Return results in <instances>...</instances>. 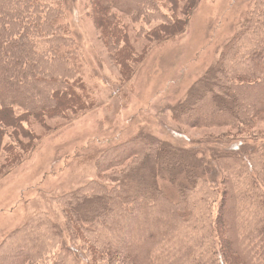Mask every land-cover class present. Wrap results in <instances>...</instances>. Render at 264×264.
I'll use <instances>...</instances> for the list:
<instances>
[{
  "label": "trees",
  "instance_id": "trees-1",
  "mask_svg": "<svg viewBox=\"0 0 264 264\" xmlns=\"http://www.w3.org/2000/svg\"><path fill=\"white\" fill-rule=\"evenodd\" d=\"M59 1L0 0V61L12 64L13 72V80L0 79V153L6 154V173L33 150L36 141L29 126L68 122L94 108L82 77L64 79V88L62 75L48 77L46 66L62 62L55 47L49 50L50 59L38 51L68 40L67 29L57 21L62 17ZM201 1L91 0L90 8L101 40L126 81L147 55L136 53L132 25L143 27L138 37L147 42H165L185 33ZM228 57L234 68L223 63V71L220 68L182 109L189 125L230 126L244 133L264 115V0L249 13L225 61ZM152 155L157 159L151 180L146 176L140 186L128 188L130 182L123 176L107 188L99 179L92 183L91 199L69 200L65 214L74 239L62 249V264H82L79 259L84 256L87 264H264V170L254 179L250 160L217 156L224 173L220 190L214 187L215 179L199 173L201 161L195 156L176 153L156 140L138 151L126 150L109 165ZM82 201L88 207L79 208ZM144 209L160 210L158 217L169 213V218L146 217L144 239L140 243L137 238L138 245L107 240L112 213L129 212L132 220L140 221ZM129 237L124 242L132 240ZM33 245L39 247H33L32 255L25 252L24 264L39 263L46 254L39 243Z\"/></svg>",
  "mask_w": 264,
  "mask_h": 264
},
{
  "label": "rangeland",
  "instance_id": "rangeland-1",
  "mask_svg": "<svg viewBox=\"0 0 264 264\" xmlns=\"http://www.w3.org/2000/svg\"><path fill=\"white\" fill-rule=\"evenodd\" d=\"M259 1L202 0L185 33L162 43L138 37L143 27L132 25L136 29L131 33L132 45L136 53L147 55L126 81L101 40L92 19L91 0L58 2L62 11L58 25L67 29L68 40L38 51L49 55L55 47L62 62L46 66L48 77L62 75V88L64 79L82 77L94 108L68 122L48 120L47 127L29 126L36 141L33 150L7 173L6 154L0 153V264L23 263L25 252L32 255L33 247H39H31L34 243L41 250L46 248V254L42 261L31 264H62V249L74 239L65 214L69 200L91 199L92 183L99 179L107 188L115 185L116 177L124 176L130 182L128 188L140 186L146 176L151 180L154 155L132 158L119 166L109 164L126 150L138 151L152 140L176 153L195 156L201 161L199 173L207 180L215 179L218 185L214 187L220 190L224 173L217 156L250 160L254 179L260 176L264 170V115L242 133L230 126L195 128L182 110L193 103L190 100L218 74L223 63L225 68H234L233 59L225 61L226 54ZM11 65L0 61V79L13 80ZM81 203L79 208L88 207ZM214 207L215 212L217 205ZM161 214L160 210L148 213L144 209L142 219L135 221L129 212L112 213L108 219L111 236L106 238L138 245L137 238L140 243L144 239L145 218H169V213L158 217ZM128 237L133 241L124 242ZM84 257L79 261L87 264Z\"/></svg>",
  "mask_w": 264,
  "mask_h": 264
}]
</instances>
